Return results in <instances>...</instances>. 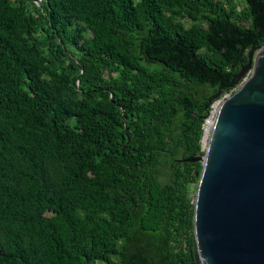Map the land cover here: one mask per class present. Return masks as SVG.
I'll use <instances>...</instances> for the list:
<instances>
[{
	"label": "trees",
	"instance_id": "obj_1",
	"mask_svg": "<svg viewBox=\"0 0 264 264\" xmlns=\"http://www.w3.org/2000/svg\"><path fill=\"white\" fill-rule=\"evenodd\" d=\"M264 0H0V264H191L202 123Z\"/></svg>",
	"mask_w": 264,
	"mask_h": 264
},
{
	"label": "water",
	"instance_id": "obj_2",
	"mask_svg": "<svg viewBox=\"0 0 264 264\" xmlns=\"http://www.w3.org/2000/svg\"><path fill=\"white\" fill-rule=\"evenodd\" d=\"M216 108L194 196L191 264H264V42ZM218 94H215L216 100Z\"/></svg>",
	"mask_w": 264,
	"mask_h": 264
},
{
	"label": "built area",
	"instance_id": "obj_3",
	"mask_svg": "<svg viewBox=\"0 0 264 264\" xmlns=\"http://www.w3.org/2000/svg\"><path fill=\"white\" fill-rule=\"evenodd\" d=\"M231 94V93H230ZM230 94H225L224 96H222L221 98L217 99L214 101V103L211 106V109L209 110L208 114L206 115V117L204 118V121L202 123V136H201V148L204 150L207 144V140L208 137L210 135L212 126H213V122H214V118H215V114H216V108L217 105L227 96H229Z\"/></svg>",
	"mask_w": 264,
	"mask_h": 264
}]
</instances>
